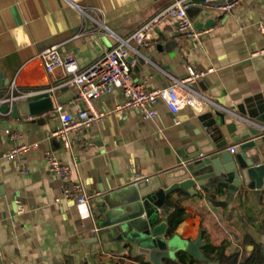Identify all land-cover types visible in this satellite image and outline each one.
Listing matches in <instances>:
<instances>
[{"label": "crops", "instance_id": "1", "mask_svg": "<svg viewBox=\"0 0 264 264\" xmlns=\"http://www.w3.org/2000/svg\"><path fill=\"white\" fill-rule=\"evenodd\" d=\"M171 1L0 0V93L13 82L24 91L51 88L53 105L63 104L76 115L85 103L75 97L61 68L47 72L40 53L59 44L63 55L85 68L112 46V38L78 6L127 36ZM188 14L205 32L199 39L176 36L173 23H165L141 48L142 55L129 57L135 61L132 77L148 89L169 87L171 76L186 77L189 65L205 72L191 84L200 101L180 109L179 123L162 100L152 119L138 109L117 111L125 97L115 89L94 100L102 119L66 151L52 136L61 124L54 109L17 117L0 111V264H141L139 257L149 261L140 248L147 237L152 249L169 253L161 264L179 249L198 251L204 259V240L218 251L213 262L203 264H228L218 260L222 252L241 260L258 246L264 257V186L196 185L197 195L176 190L159 209L158 222L168 224L170 204L179 200L183 222L172 235L168 228L147 235L153 227L141 211L137 180L173 170L217 146L228 151L237 146L235 139L249 125L228 111L259 122L264 118V54L252 55L264 46L258 26L264 22V0H243L228 12L192 0ZM20 144L33 147L16 159L6 157ZM47 153L69 165L68 179L49 171ZM78 184L100 193L88 214L64 192ZM131 243L140 244L133 249Z\"/></svg>", "mask_w": 264, "mask_h": 264}, {"label": "built area", "instance_id": "2", "mask_svg": "<svg viewBox=\"0 0 264 264\" xmlns=\"http://www.w3.org/2000/svg\"><path fill=\"white\" fill-rule=\"evenodd\" d=\"M242 1L206 0L204 1V7L228 12ZM191 4L192 0H173L167 6L152 14L147 21L127 36L118 35L103 23L100 15L93 17L88 11L77 5L83 16L85 18L90 17L96 21L99 27L112 38L113 43L94 64L85 68L81 67L76 58L63 55L60 52L59 44H55V46L40 53L47 72L52 73L56 68H61L67 76L68 80L66 83L75 89V97L86 105L76 115L67 110L63 104H57L53 108L58 112L61 124L52 133V136L62 140L66 151H71L74 141L84 136L95 122L102 119L104 113L94 108V100L102 95L112 93L115 89L120 90L125 97V102L117 106V111L138 109L144 119H152L157 116L156 104L162 100L169 112L174 115L176 124L179 123L177 114L183 106L200 101L197 92L192 88L191 84L203 77L205 75L204 71L197 70L192 65H189L186 77L171 76L172 83L169 87L148 89L143 83L136 81L132 77L135 61H130L129 59L133 54L142 55L141 48L150 45L156 29L165 23H173L176 36L199 39L205 32L197 29L193 19L190 18L188 9ZM258 26L264 36V22H260ZM259 54H264V46L252 53V55ZM45 91L52 92V89L37 88L24 91L19 89L16 82H13L8 90L0 93V104L7 103L10 107H13L18 98L36 95ZM228 112L250 127L257 129L261 136L264 135V123L250 117L246 118L238 113ZM29 118L33 119L32 117ZM32 147L29 144H20L13 148L6 157L11 160L16 159L17 156ZM235 147L236 145L230 146V151L235 152ZM47 156L49 171L62 179H68L70 176L69 165L52 153H47ZM201 156H205V154H201ZM149 178H142L137 180V182L143 179L148 180ZM64 192L68 197L76 198L78 206L84 214L89 213V205L100 195L98 191H85L80 184L66 188Z\"/></svg>", "mask_w": 264, "mask_h": 264}, {"label": "water", "instance_id": "3", "mask_svg": "<svg viewBox=\"0 0 264 264\" xmlns=\"http://www.w3.org/2000/svg\"><path fill=\"white\" fill-rule=\"evenodd\" d=\"M206 1V0H198ZM68 87L61 90L64 91ZM74 96L73 93L68 96ZM58 102H63V98L58 97ZM54 108L51 92L45 91L36 95H28L18 98L13 107L9 104H0L1 112L12 111V115L17 117L19 112L23 115H38L39 113L52 110ZM264 122V118H260ZM239 125L240 122H235ZM237 146L234 151H228L221 146L210 151L205 156H197L189 161L174 167L173 170L165 171L160 175H154L148 180L143 179L137 184L138 202L143 214L148 219V227H153L147 235L165 234L168 224L158 222L160 211L166 206L167 196L176 190L188 192L190 195H197L199 192L195 186L211 188L213 186L226 185L230 190H237L242 185L251 189H262L264 186V135L261 136L257 129L248 126L242 136L236 139ZM146 234V233H145ZM140 247L148 256L152 264H161L163 257H168L167 251L152 249V240L148 237L141 241ZM140 243H131L133 249H137ZM194 242L192 246H198ZM187 251L195 254L198 258L203 256L198 251ZM159 253V254H158Z\"/></svg>", "mask_w": 264, "mask_h": 264}, {"label": "trees", "instance_id": "4", "mask_svg": "<svg viewBox=\"0 0 264 264\" xmlns=\"http://www.w3.org/2000/svg\"><path fill=\"white\" fill-rule=\"evenodd\" d=\"M219 205L222 203L218 202ZM170 208L172 210L169 219H168V234L172 235L177 230L178 226L183 222V214L185 212L183 206L181 205V200L174 204H170ZM204 248V259H199L195 255L189 253L186 249H179L175 257L170 256L169 258L164 259L163 264H194L198 262L203 264V262H213L216 257L212 256L214 251H218L216 247H212L211 245L206 243V240L203 242ZM141 264H151L150 261L145 260L143 257L138 258ZM239 259V254H233L231 257H225L224 252L219 255L220 263L222 260H227L228 264H237L241 262V264H260L264 261L263 257V248L258 246L255 248L253 252H251L250 256H244L241 260Z\"/></svg>", "mask_w": 264, "mask_h": 264}]
</instances>
